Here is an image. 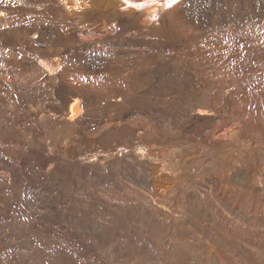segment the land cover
<instances>
[{"label": "rangeland", "instance_id": "obj_1", "mask_svg": "<svg viewBox=\"0 0 264 264\" xmlns=\"http://www.w3.org/2000/svg\"><path fill=\"white\" fill-rule=\"evenodd\" d=\"M0 264H264V0H0Z\"/></svg>", "mask_w": 264, "mask_h": 264}, {"label": "bare ground", "instance_id": "obj_2", "mask_svg": "<svg viewBox=\"0 0 264 264\" xmlns=\"http://www.w3.org/2000/svg\"><path fill=\"white\" fill-rule=\"evenodd\" d=\"M75 110H77V108Z\"/></svg>", "mask_w": 264, "mask_h": 264}]
</instances>
